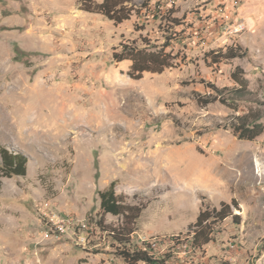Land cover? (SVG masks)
Wrapping results in <instances>:
<instances>
[{
    "label": "rangeland",
    "instance_id": "1",
    "mask_svg": "<svg viewBox=\"0 0 264 264\" xmlns=\"http://www.w3.org/2000/svg\"><path fill=\"white\" fill-rule=\"evenodd\" d=\"M156 1L175 11L176 36L151 17L114 25L77 0H0V146L27 159L24 177H0V264H120L88 224L111 182L142 208L133 243L170 264H264V131L247 141L229 127L246 113L264 122V0ZM235 23L245 31H225ZM172 36L175 68L134 80L112 60L121 41ZM229 48L236 58L213 63ZM209 95L236 100L198 102ZM221 202L240 223L192 250L187 227Z\"/></svg>",
    "mask_w": 264,
    "mask_h": 264
},
{
    "label": "trees",
    "instance_id": "2",
    "mask_svg": "<svg viewBox=\"0 0 264 264\" xmlns=\"http://www.w3.org/2000/svg\"><path fill=\"white\" fill-rule=\"evenodd\" d=\"M152 1L142 0L140 3H136L134 0H101L100 2L77 0V5L79 10L100 14L114 25L130 20L133 15L139 18L143 17L144 21L151 17L154 21L160 22L159 28L163 33L176 36L178 33L175 28L179 27L181 22L173 16L175 13L173 8L162 12L161 2L156 1L152 5ZM152 6L153 9H151ZM174 36L160 45L150 44L145 38H141V46H137L134 40L121 41L117 47L113 48L112 60L115 63L129 61L131 64L127 75L134 80L141 79L144 73L160 74L165 69L177 67L178 54H173L172 50H168L169 41L173 40ZM16 54L20 55V52L16 50ZM237 56L238 54L233 48H229L227 51H217L212 61L219 64L223 60H230ZM232 80L239 86V89L232 93L239 94L240 98L249 94L247 80L239 69L232 73ZM207 85L212 91L217 93L221 91L213 85ZM235 100L236 98L209 95L201 98L198 102L201 105H208L219 101L223 105L231 107ZM229 127L238 139L252 141L263 133L264 122H260L259 117L251 119L250 114L246 113L235 117V121H232ZM26 163L27 159L23 154L10 152L0 146V177H24ZM98 197L99 217L89 219L88 224L92 226V233H99L109 243L112 249L111 253L120 261V264H170L169 256H156L152 252L150 244L143 242L141 245H137L133 243L132 236L137 230V220L142 212L141 207L131 205L125 201L122 195H117L114 182H111L105 190L98 192ZM233 207L238 208L234 202L232 204L221 202L218 208L204 207L200 209L195 222L187 227L185 235V240L192 250H200L213 241L216 226L226 219L230 218L235 224L240 223V216L233 213ZM107 215L115 217L117 223H107L105 221ZM224 264L229 263L225 262Z\"/></svg>",
    "mask_w": 264,
    "mask_h": 264
},
{
    "label": "built area",
    "instance_id": "3",
    "mask_svg": "<svg viewBox=\"0 0 264 264\" xmlns=\"http://www.w3.org/2000/svg\"><path fill=\"white\" fill-rule=\"evenodd\" d=\"M225 31L231 35H237L245 31V26L243 23L229 24L225 27Z\"/></svg>",
    "mask_w": 264,
    "mask_h": 264
},
{
    "label": "bare ground",
    "instance_id": "4",
    "mask_svg": "<svg viewBox=\"0 0 264 264\" xmlns=\"http://www.w3.org/2000/svg\"><path fill=\"white\" fill-rule=\"evenodd\" d=\"M63 102V101H62ZM65 102V101H64ZM64 111V110H63Z\"/></svg>",
    "mask_w": 264,
    "mask_h": 264
}]
</instances>
